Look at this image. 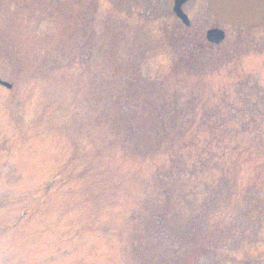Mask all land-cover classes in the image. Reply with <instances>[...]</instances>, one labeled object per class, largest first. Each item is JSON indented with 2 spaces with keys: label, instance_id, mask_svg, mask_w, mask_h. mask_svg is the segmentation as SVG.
I'll list each match as a JSON object with an SVG mask.
<instances>
[{
  "label": "rangeland",
  "instance_id": "obj_1",
  "mask_svg": "<svg viewBox=\"0 0 264 264\" xmlns=\"http://www.w3.org/2000/svg\"><path fill=\"white\" fill-rule=\"evenodd\" d=\"M183 9L206 45L187 66L173 18L118 13L112 0H0V264H139L159 241L155 203L201 212L228 243L235 205L253 196L255 243L200 247L217 264H263L264 18L217 25L215 44L206 0ZM150 118L159 137L147 144L135 133Z\"/></svg>",
  "mask_w": 264,
  "mask_h": 264
},
{
  "label": "trees",
  "instance_id": "obj_2",
  "mask_svg": "<svg viewBox=\"0 0 264 264\" xmlns=\"http://www.w3.org/2000/svg\"><path fill=\"white\" fill-rule=\"evenodd\" d=\"M91 1H89L90 3ZM94 6V5H93ZM140 8L142 11L149 12L151 16V12L154 16H165L166 12H169V3L168 0H117L114 3V8L117 9L118 13L130 12L133 8ZM144 13V12H143ZM190 27L181 26L180 32L178 28H174L172 31L173 41H171V48L177 55V57L182 61L186 62V66L188 64L194 65L196 64L195 60L200 58L203 46H206L202 40V33L199 29V26H195L190 33H187V30ZM166 37L168 35L165 34ZM109 61V60H108ZM132 70L128 72L126 75H133L138 67L132 65ZM124 72L127 71L125 67ZM140 80L138 77L132 79L133 82ZM140 82H146L145 80H141ZM150 86V85H149ZM122 89L120 88V91ZM122 94V93H121ZM118 98V95H113ZM127 99L122 98L117 101H123L124 103H129L132 100L129 99V95L126 96ZM135 103V100L133 101ZM159 114V115H158ZM157 114L156 118H162L164 112ZM153 121L151 118L147 120V123H142L143 128H137L135 134L137 135L135 138L138 139L140 136L145 137L144 141L147 144L151 141L152 135H158L157 130H153L152 128ZM167 128V126H166ZM165 128V129H166ZM152 132V133H151ZM167 132V131H165ZM163 132V133H165ZM177 135L180 137V134ZM225 186L222 185V188ZM186 195H184L185 197ZM218 196V195H217ZM217 196L214 197L213 201L215 202L213 207H210L214 210L215 205L217 204ZM243 206L235 205L234 210L231 216H234L233 222L228 225L231 226L232 229L235 230L233 239L226 243L225 239L218 240L216 237V232L220 229H227L225 227L219 228L218 224L214 226L210 225L205 217H203L202 213H191L187 216L178 215L179 212L176 213L168 204L163 203H155L152 205L150 219L153 222L151 226V235L154 238H158L155 240H159L156 242H151V249L145 253L143 256H139L138 263L139 264H217L216 261L212 259V247L216 248L218 245H223L228 249H235L243 242L246 243H255L257 241L258 233L261 230V222H263V206L261 202L253 196L248 202H242ZM261 205V207H260ZM188 206H190L188 204ZM254 208H259L260 210L253 211ZM206 204L202 206L201 210H206ZM216 210H214V213ZM227 217L224 215L220 218ZM223 222V219H222ZM151 223V222H150ZM219 228V229H218ZM209 239L211 241L210 249L201 248V242H205V240ZM173 241L172 246L170 244H164L163 241ZM180 242L182 247L179 244ZM198 244L201 248L200 255L194 253V245ZM188 245V246H187ZM167 247V248H165ZM169 250L167 255V261H164V254L162 251ZM215 252V251H214ZM153 253H156V259H153Z\"/></svg>",
  "mask_w": 264,
  "mask_h": 264
},
{
  "label": "water",
  "instance_id": "obj_3",
  "mask_svg": "<svg viewBox=\"0 0 264 264\" xmlns=\"http://www.w3.org/2000/svg\"><path fill=\"white\" fill-rule=\"evenodd\" d=\"M184 0L175 1V13L185 20L179 11V6ZM209 10L217 22L234 25L248 26L257 24L264 15V0H208ZM264 32V27H263ZM207 38L213 43H218L223 39V33L219 30L207 32ZM0 84H8L0 81Z\"/></svg>",
  "mask_w": 264,
  "mask_h": 264
},
{
  "label": "flooded vegetation",
  "instance_id": "obj_4",
  "mask_svg": "<svg viewBox=\"0 0 264 264\" xmlns=\"http://www.w3.org/2000/svg\"><path fill=\"white\" fill-rule=\"evenodd\" d=\"M188 1H189V0H188ZM188 1H187L186 3H188ZM184 12H187L186 9H185ZM186 14H187V13H186ZM189 20H190V19H189ZM190 22H192V20H191ZM211 24H212V23H211ZM211 24H210V25H211ZM210 25H209V27H211L213 24H212L211 26H210ZM207 26H208V24H207Z\"/></svg>",
  "mask_w": 264,
  "mask_h": 264
}]
</instances>
